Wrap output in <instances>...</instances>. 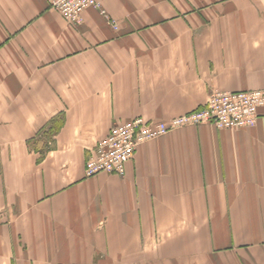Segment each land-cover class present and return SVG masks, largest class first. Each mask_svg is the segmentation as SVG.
Instances as JSON below:
<instances>
[{
	"label": "crops",
	"instance_id": "0c3cea01",
	"mask_svg": "<svg viewBox=\"0 0 264 264\" xmlns=\"http://www.w3.org/2000/svg\"><path fill=\"white\" fill-rule=\"evenodd\" d=\"M98 1L0 0V264H264V106L84 172L116 122L264 89V0Z\"/></svg>",
	"mask_w": 264,
	"mask_h": 264
},
{
	"label": "built area",
	"instance_id": "2783aa9c",
	"mask_svg": "<svg viewBox=\"0 0 264 264\" xmlns=\"http://www.w3.org/2000/svg\"><path fill=\"white\" fill-rule=\"evenodd\" d=\"M50 5L71 22L78 21L85 8L100 6L98 0H50ZM262 106L264 89H212L202 106L169 120L153 121L136 117L116 122L106 136L95 144L85 162V175L92 176L100 172L124 174L125 162L140 144L178 127L202 123H213L217 128L252 127L257 122Z\"/></svg>",
	"mask_w": 264,
	"mask_h": 264
},
{
	"label": "rangeland",
	"instance_id": "374dc122",
	"mask_svg": "<svg viewBox=\"0 0 264 264\" xmlns=\"http://www.w3.org/2000/svg\"><path fill=\"white\" fill-rule=\"evenodd\" d=\"M220 91H226V90H221V89H219Z\"/></svg>",
	"mask_w": 264,
	"mask_h": 264
}]
</instances>
